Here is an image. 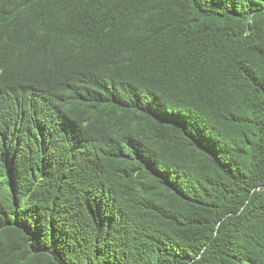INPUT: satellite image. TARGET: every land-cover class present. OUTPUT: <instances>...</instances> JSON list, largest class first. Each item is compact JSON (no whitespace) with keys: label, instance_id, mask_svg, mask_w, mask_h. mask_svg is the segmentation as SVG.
I'll use <instances>...</instances> for the list:
<instances>
[{"label":"trees","instance_id":"16d2710c","mask_svg":"<svg viewBox=\"0 0 264 264\" xmlns=\"http://www.w3.org/2000/svg\"><path fill=\"white\" fill-rule=\"evenodd\" d=\"M0 264H264V0H0Z\"/></svg>","mask_w":264,"mask_h":264}]
</instances>
